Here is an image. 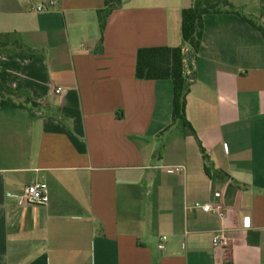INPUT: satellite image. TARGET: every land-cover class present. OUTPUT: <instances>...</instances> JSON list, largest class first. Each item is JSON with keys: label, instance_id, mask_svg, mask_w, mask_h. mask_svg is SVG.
<instances>
[{"label": "crops", "instance_id": "obj_1", "mask_svg": "<svg viewBox=\"0 0 264 264\" xmlns=\"http://www.w3.org/2000/svg\"><path fill=\"white\" fill-rule=\"evenodd\" d=\"M47 1L0 0V34L32 54L0 50L21 104L0 108V264H264L261 33L206 14L195 53L181 37L193 0H119L100 42L105 0L34 10ZM229 1L255 20L264 5ZM155 46L188 57V125L172 120L170 80L135 77L137 50ZM34 182L45 205L21 200ZM222 228L229 246H213Z\"/></svg>", "mask_w": 264, "mask_h": 264}, {"label": "trees", "instance_id": "obj_2", "mask_svg": "<svg viewBox=\"0 0 264 264\" xmlns=\"http://www.w3.org/2000/svg\"><path fill=\"white\" fill-rule=\"evenodd\" d=\"M119 0H105L104 7L97 11V22L100 30V42L109 13ZM216 13H234L256 28L264 37V5L261 7L258 20L242 14L229 0H193L191 5L181 11V37L192 52H198L202 43L203 16ZM0 50H15L32 56L23 47L16 34H0ZM135 77L137 79L170 80L172 84V120L180 119L188 125L185 118L186 80L182 71L181 49L179 47L155 46L142 47L136 52ZM16 93L7 91L0 84V108L18 107ZM30 102V99H27ZM35 105V102H33Z\"/></svg>", "mask_w": 264, "mask_h": 264}, {"label": "built area", "instance_id": "obj_3", "mask_svg": "<svg viewBox=\"0 0 264 264\" xmlns=\"http://www.w3.org/2000/svg\"><path fill=\"white\" fill-rule=\"evenodd\" d=\"M54 4L53 0L47 1L45 3L39 4L37 6L34 7V10L36 12H47L49 11V8ZM184 61V64H182V71L183 74L185 75V79L186 82H191L192 79L190 77V65L187 64L188 62V57H184V59H182V63ZM186 62V63H185ZM61 92V87H57L55 89V93H60ZM180 169H182L181 167L177 168V171H179ZM49 189L48 186L45 182H34L31 183L29 185H27L24 189V193L21 196V200L26 203V204H35V205H45L48 200H49ZM195 207H199L202 208L205 211H211L213 213H215L218 217L223 218L225 215V212L223 210V207L219 204H210V203H200V202H196L194 203ZM245 226H249L250 225V221L249 218L245 219ZM167 237L166 236H161L160 238V242L158 244V248L160 250H164L165 249V241H166ZM211 243L213 246H220V247H228L229 246V239L226 236L223 228L217 230L216 232L213 233L212 238H211Z\"/></svg>", "mask_w": 264, "mask_h": 264}]
</instances>
